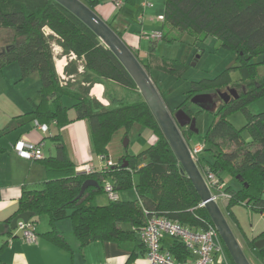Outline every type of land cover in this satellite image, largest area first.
Instances as JSON below:
<instances>
[{"label": "trees", "instance_id": "16d2710c", "mask_svg": "<svg viewBox=\"0 0 264 264\" xmlns=\"http://www.w3.org/2000/svg\"><path fill=\"white\" fill-rule=\"evenodd\" d=\"M82 1L96 11L101 0ZM113 2L120 11L124 3L118 6L117 0ZM135 2L125 0L129 4ZM164 5L159 30L162 38L150 39L145 58L131 49L167 105L168 91L161 79L154 78V73L180 77L188 67L186 58L166 59L154 54L159 41L180 37H175L170 28L173 27L174 32L186 31L198 39L215 36L230 51L235 67L246 71L235 81L241 90L233 88L235 94L213 112V120L202 141L192 142L198 132L190 127L180 129L191 148L203 145L197 154V165L203 176L212 172L221 183L222 191L229 194L225 204L232 220L237 222L232 211L235 204L264 213V111L253 112L249 107L264 97V73L259 74L257 68L258 63L264 64V0H164ZM108 24L124 39L127 31L124 25L113 21ZM0 40L4 42L0 52L6 48L0 54V71L17 62L22 79L34 72L40 76L38 100L24 115L46 129L55 127L52 135L55 155L44 154L37 159L46 169L45 186L22 192L17 210L6 220L5 233L9 239L16 235L8 225L25 212L33 213L28 221L35 224L36 231L40 217L46 215L50 229L43 234L67 250L72 249L71 245L56 227V222L67 216L72 220L73 233L81 249L96 241H110L121 247L132 245L135 252L143 246L147 251L140 232L154 216L193 230L215 226L137 84L111 49L81 19L56 0H0ZM57 46L61 48L60 56L68 58L65 77L56 68ZM256 57L261 60L255 61ZM229 81L228 69L213 79L191 81L185 100L175 111L183 109L191 117L196 116V112L190 111L189 99L199 93L213 92ZM96 83L105 85L109 104L91 95ZM110 85L117 92V89L129 91L133 99L127 101L117 96ZM237 111L246 117L241 128L229 119V115ZM75 120L87 122L93 150L103 159V167L93 168L91 172L76 170L63 138L64 127ZM134 129H149L155 141L136 154L126 152L114 160L110 153L111 142L123 135L128 137ZM7 131L8 128L3 129L4 133ZM5 151L0 144V155ZM108 160L113 163L108 164ZM228 178L235 180L238 188H234ZM88 179L95 180L97 185H89L80 194ZM107 182L118 194L124 189H134L136 198L124 200L119 196L118 200L108 198L107 204H98L96 197L105 193ZM68 210H71L69 214ZM172 238L171 254L181 261L190 258L191 252L184 242L178 237ZM9 239L0 244V256ZM249 244L254 246L255 240H249ZM224 246L231 264H236L225 243ZM260 254L264 258V247ZM131 260L126 264H131Z\"/></svg>", "mask_w": 264, "mask_h": 264}, {"label": "crops", "instance_id": "0c3cea01", "mask_svg": "<svg viewBox=\"0 0 264 264\" xmlns=\"http://www.w3.org/2000/svg\"><path fill=\"white\" fill-rule=\"evenodd\" d=\"M143 2L144 0L142 1V6L148 11V14L142 13L139 20L143 21L145 16L149 15L151 22L160 23L158 27L155 24V28H151L152 31L160 30L162 20L159 19V16L164 15L165 5L161 9L160 6L156 7L155 3L144 6ZM123 3H125V0ZM121 8L119 11L113 0H101L95 9L107 22L113 21L123 27L126 24V20H124L125 13H132V9L124 7V5ZM140 32V29L135 33L127 30L124 34V40L132 49L139 52L141 57L145 58L148 55V50L146 53L142 52L141 42L145 38L140 36ZM55 52L57 55V71L62 77H65L64 67L68 62V58L60 56L61 48L58 46L55 48ZM105 91L106 87L104 84L96 83L91 89V95L104 104H109ZM37 93L35 97H33L34 94L27 95L28 99L27 103L25 102L24 104V109H14L5 114V116L0 113V144L6 149L0 155V223L6 225V230V220L17 210L22 192L24 190L43 188L47 177L46 169L40 161L24 159L17 155L13 149L14 143L19 139L37 143L41 142L43 152L47 157L55 155V144L52 140L55 127L43 129L35 123L30 122L27 115H24L32 109L33 103L38 100ZM5 128H8L9 131L4 133L3 129ZM11 131L12 134L1 137L2 134ZM63 138L69 155L76 164V170L77 167L86 164H89L92 168L103 167V159L96 155L93 150L89 126L85 120H75L66 125L63 129ZM153 139H155V136ZM133 190L131 194H133L134 198H126L124 200L136 198V192ZM123 195L131 197L128 192ZM96 202L98 204H107L109 202L107 194H99L96 197ZM70 212L71 210H68V214ZM235 216L237 222L234 221V224L240 233V237H238L239 242L242 246L245 245L251 253L254 260L253 262L250 259L251 263L264 264V258L260 254L261 249L264 247V235H262L264 232V213H261L258 217L251 215L254 223H250L251 226L249 228L239 220L236 214ZM255 219H257L256 223ZM39 223L43 225L40 227ZM56 227L70 243L71 250L56 245L43 234L50 229V224L47 216H41L37 223V240L35 242H28L19 235L14 236L12 239H9L8 236L7 239L10 241L1 253L0 264H126L131 258V264H144L146 262L147 251L144 246L136 247L135 252L132 245L121 247L115 242L96 241L81 249L73 233L72 220L69 216L59 219L56 222ZM1 235L7 234L0 233ZM172 240V237L166 235L162 241L163 248L169 250ZM249 240H255L254 246L249 244ZM215 264H224L219 255L216 256Z\"/></svg>", "mask_w": 264, "mask_h": 264}, {"label": "rangeland", "instance_id": "374dc122", "mask_svg": "<svg viewBox=\"0 0 264 264\" xmlns=\"http://www.w3.org/2000/svg\"><path fill=\"white\" fill-rule=\"evenodd\" d=\"M142 1L143 0H136L135 4H123L124 7H129L132 9V13H125L124 20H126V25L124 26L127 28V30H131L133 33L140 29L141 31H145L149 35L152 32L151 28H155V24H157L158 27L160 23L151 22V18L149 17V15L145 16V22L144 20H139L142 13L148 14V11L145 10L142 6ZM144 1L148 3V5L155 3L156 7L160 6L161 9L164 8V0ZM170 30L172 31L175 37H177L176 35H180V37L176 39H167L159 41L154 54H156V56L166 59L186 58V61L188 62V67L180 77H175L169 74H163L161 72H155L154 78L158 77L159 79H161L164 88L167 89L168 106L173 113L175 112L177 106L183 100H185V92L190 88L191 81L201 80L205 78H216L225 69H228V78L231 82L229 81V83H227L226 85L216 87L217 91L232 94L231 89L233 88L237 89L238 91L241 90V87L238 86L235 81L241 78L244 72L246 73V71L242 70L241 68L235 67L236 61L234 56L230 53L228 49H226L219 43L218 39L215 36H208L204 39H198L195 38L193 35L188 34L186 31L182 33L178 30H175L174 32L173 27L170 28ZM3 43L4 42L0 40V47L3 45ZM149 43V37H146L141 42L143 53H146V51L148 50ZM194 55H199V57L197 56L195 60H192V57H194ZM260 60L261 57L255 58V61ZM193 63L195 64L193 65ZM257 68L259 74L264 73V64L258 63ZM40 85L41 80L38 72L32 73L29 79L27 80V78H21V70L17 62H12L8 66H6L3 70L0 71V113L5 116V114H8L14 109H24V104L25 102L27 103L28 99L27 95L34 94L33 97H35L37 93L36 91L37 89H39ZM109 88L117 96L125 97L127 101H131L133 99V96L130 94L129 91L117 89V92L113 90L112 85H110ZM189 100H191V98ZM189 104L191 105V109L197 113L195 118L196 126L199 129L198 133L193 137L192 142H200L202 141L203 135L208 129L210 123L212 122L214 114L213 112L207 110L200 111L199 107L194 105L192 102H189ZM249 107L253 112L264 111V97L254 101ZM229 119L238 128H241L246 123V117L241 111H237L229 115ZM12 131L6 134H2L1 137H5L9 134H12ZM153 137L154 135L149 129H134L129 133L128 137H124L123 135L120 138H114L110 145L111 156L114 160H116L119 156L126 152H128L129 154H136L148 147L150 144H152V142L155 141V139L152 140ZM126 138H128L127 146L124 145ZM229 181L234 186V188H238V183L235 180L228 178V182ZM132 190L133 189H124L118 195L121 196V199L134 198L133 194H131ZM127 192L130 194L131 197L123 195ZM218 204L221 210L223 211L225 217L227 218L233 233L238 239V237H240V233L229 214V210L226 207L225 201L222 198H219ZM232 211L238 216L239 220L247 228L251 226L250 223H254L251 215H253L254 217H258L259 215H261V213L251 210L248 206L244 204H235L232 207ZM45 216L46 215H42V217ZM256 222L257 219H255V223ZM41 225L43 224L39 223L40 227ZM12 232L14 235L22 236L21 231L18 228H14ZM7 238V235H1L0 244H2L3 240ZM242 248L249 260L251 259L254 262L252 255L247 250L246 246L243 245Z\"/></svg>", "mask_w": 264, "mask_h": 264}, {"label": "water", "instance_id": "95a60500", "mask_svg": "<svg viewBox=\"0 0 264 264\" xmlns=\"http://www.w3.org/2000/svg\"><path fill=\"white\" fill-rule=\"evenodd\" d=\"M56 1L75 14L94 33H96L129 72L144 99L153 111L162 131L164 132V135L168 139L172 149L178 157L185 173L192 180L201 197L203 206L208 210L214 225L229 250L234 262L236 264H252L245 254L240 242L233 233L218 202L213 198L211 190L192 155L191 147L180 129L181 127L189 126L190 129L198 132L199 129L196 127V118L191 117L183 109H178L174 113L170 110L152 77L146 71L137 55L126 43V41L119 36V34L108 24V22L104 20L96 11H94L82 0ZM5 51L6 48H3L0 54H3ZM194 64L195 63H193V65ZM231 93H235L234 89H231ZM219 94L221 96H225L227 93L219 92ZM227 95L229 96L230 94ZM191 102L211 112H214L217 108L215 103H213L211 93L196 94L191 98ZM124 145H128V138L125 139ZM89 185H97V182L93 179L86 180L82 185L80 194H82ZM32 216L33 213L31 212L22 213L15 217L8 226L11 229H14L17 227V223L20 219L28 221ZM5 232L6 225L0 223V233Z\"/></svg>", "mask_w": 264, "mask_h": 264}, {"label": "built area", "instance_id": "2783aa9c", "mask_svg": "<svg viewBox=\"0 0 264 264\" xmlns=\"http://www.w3.org/2000/svg\"><path fill=\"white\" fill-rule=\"evenodd\" d=\"M122 3V0H117L118 6ZM143 4L145 6L148 5L146 2H143ZM159 19L163 20L164 16H159ZM140 36L142 38L149 37L152 40H160L163 35L161 31L156 30L152 31L149 35L145 31H141ZM38 126L46 129L45 126ZM202 149V144H196L191 148L192 155L196 161L197 154H199ZM14 151L18 156L28 160H37L44 157L43 147L39 142L20 139L14 145ZM107 163L112 164L113 162L112 160H108ZM77 170L91 172L93 168L89 164H86L77 167ZM204 178L211 190L213 198L217 202L219 198L225 201V199L229 197V194L222 191L221 183H219L212 172L204 173ZM105 193L111 200H118L119 198L118 193L114 190L110 182L105 184ZM201 205L203 204L201 203ZM17 228L20 229L22 237L26 241L35 242L37 240L35 224L20 219L17 223ZM166 235L180 238L191 252V257L183 261L177 260L168 249H164L162 241ZM140 238L147 249L146 262L144 264H215L217 255L220 256L224 264H231L223 240L216 226H209L201 230H193L176 221L154 216L149 219L146 227L140 232Z\"/></svg>", "mask_w": 264, "mask_h": 264}, {"label": "flooded vegetation", "instance_id": "af4514ba", "mask_svg": "<svg viewBox=\"0 0 264 264\" xmlns=\"http://www.w3.org/2000/svg\"><path fill=\"white\" fill-rule=\"evenodd\" d=\"M217 91V90H216ZM213 91V92H209V93H211L212 94V99H213V103H215V105L217 106V108H216V110L218 109V107L222 104V102H226V101H228L229 99H230V96H232L233 95V93L232 94H230L229 96L226 94L225 96H221L220 94H219V92L217 91ZM223 93V92H222ZM235 94V93H234ZM228 96V97H227ZM194 104V103H193ZM194 105H196V104H194ZM191 106V105H190ZM196 106H198V105H196ZM199 107V109H200V111L201 110H205V109H203V108H201L200 106H198ZM215 110V111H216ZM190 111H192L193 113H195V111H193L192 109H191V107H190ZM192 117H195V116H193L192 115ZM189 127V126H188Z\"/></svg>", "mask_w": 264, "mask_h": 264}]
</instances>
